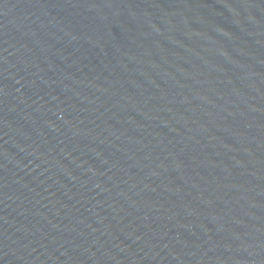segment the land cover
<instances>
[{
	"label": "water",
	"instance_id": "obj_1",
	"mask_svg": "<svg viewBox=\"0 0 264 264\" xmlns=\"http://www.w3.org/2000/svg\"><path fill=\"white\" fill-rule=\"evenodd\" d=\"M0 264H264V0H0Z\"/></svg>",
	"mask_w": 264,
	"mask_h": 264
}]
</instances>
